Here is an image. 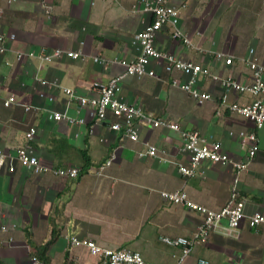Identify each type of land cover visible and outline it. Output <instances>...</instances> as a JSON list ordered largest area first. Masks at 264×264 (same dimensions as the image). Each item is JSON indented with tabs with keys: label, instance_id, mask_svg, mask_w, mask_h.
I'll return each instance as SVG.
<instances>
[{
	"label": "crops",
	"instance_id": "crops-1",
	"mask_svg": "<svg viewBox=\"0 0 264 264\" xmlns=\"http://www.w3.org/2000/svg\"><path fill=\"white\" fill-rule=\"evenodd\" d=\"M145 1H0V31L13 35L7 51L0 54V95L16 98L9 109L0 105V148L12 154L27 146L43 165L80 169L76 179L32 175L21 167L13 173L0 169V223L9 228L7 234H0V264H30L32 256L45 259V264H102L87 248L71 245V238L90 240L103 249L138 252L150 264H176L181 250L165 245L161 238L189 237L201 217L168 204L162 191L183 189L193 203L219 211L235 189L244 199L247 214H264V127L257 130L225 110L216 115L222 95L217 83L200 81L199 88L210 93L212 100L198 105L187 93L170 86L158 65L157 78L123 79L118 98L138 105L146 116L137 123L136 143L110 129L113 117L96 123L88 109L62 92L70 88L80 96L96 98L91 84H106L124 71L114 60L130 62L139 56L134 37L152 21V15L143 10ZM167 2L180 7L178 27L190 47L173 39L170 28L164 27L155 39L160 51L240 82H247L249 76L243 59L251 56L264 64V0ZM56 48L80 50L82 58L64 56L45 63L37 57ZM219 52L233 57L231 68L215 59ZM30 53L35 56L29 57ZM228 101L248 103L250 99L230 94ZM47 112L80 118L83 123L51 121ZM161 118L220 143L234 162L244 161L250 147L242 143L240 132L254 131L258 150L240 173L227 163L205 162L196 175L185 177L179 167L187 166L188 159L181 152L179 134L154 129L147 121ZM29 127L37 132L34 141L27 143L24 134ZM145 143L157 149L156 157H138ZM112 155L111 165L96 175ZM84 158L89 164L86 171ZM225 226V221L217 225L208 241L196 246L180 264H197L200 259L209 264H264V227L254 230L243 222L233 237L226 234ZM48 241L52 242L41 260L33 249Z\"/></svg>",
	"mask_w": 264,
	"mask_h": 264
},
{
	"label": "built area",
	"instance_id": "built-area-1",
	"mask_svg": "<svg viewBox=\"0 0 264 264\" xmlns=\"http://www.w3.org/2000/svg\"><path fill=\"white\" fill-rule=\"evenodd\" d=\"M0 1L10 4L13 0ZM143 10L152 15V21L134 37V43L140 47L139 56L130 62L114 60L113 62L122 66L124 71L110 78L106 84H91L89 89L97 92L98 96L96 98L80 96L76 90L70 88L63 89L62 92L69 101H76L80 108L88 109L96 123L105 122L108 116L113 117L114 122L110 124V129L114 132L122 133L123 137L129 142L136 143L139 140L137 123L140 120H144L146 116L138 105L126 103L118 98L119 84L126 77L157 78L156 66L158 65L169 77L170 86L187 93L198 105L212 100L210 93L204 92L199 88L200 81L210 80L217 83L222 89V95L218 99L216 115H220L225 110L250 122L257 130L264 127V64L251 56L243 59L242 61L249 76L247 82H240L229 74L221 76L212 73L208 68H203L193 61H184L170 53L160 51L155 46V39L156 35L164 27L170 28V34L173 39L179 40L187 47H190L186 36L178 27L180 7L169 4L167 0H146ZM12 39L13 35L7 36L0 31V54L7 51V43ZM249 53L251 55L252 50ZM21 56L22 54L18 53L17 59H20ZM34 56L33 53L29 54V57L33 58ZM64 56L73 60L82 58L80 50L67 51L58 48L50 53L41 52L37 55L45 63H52ZM215 59L220 61L225 68H231L234 63L233 57L220 52L215 54ZM93 60L94 62L99 61L98 58ZM103 64L107 65L108 63ZM41 84L45 85L46 83L41 81ZM230 94L247 96L250 101L248 103L229 102L228 95ZM49 101H52V98H49ZM15 104L16 98L14 95L6 97L0 95V105L3 108L9 109ZM24 110L29 111L30 107H25ZM46 117L48 120L56 122L66 120L69 124L83 123L80 118L72 119L58 112H47ZM147 121L149 126L154 129H168L179 134L181 152L187 155L188 159L187 166L179 167L180 174L185 177L196 175L198 166L205 162L227 163L232 165L236 172L240 173L247 169L250 159L258 150V139L255 132H240L239 137L242 143L249 144L250 147L244 161L234 162L223 151L220 143L209 141L202 137L198 131L182 130L178 124L162 118L149 119ZM36 132L35 127L28 128L24 134L27 143L34 141ZM144 148V151L138 153L139 158L157 156V149L150 143H145ZM113 158L114 156L112 155L100 165L96 170V175H101L104 169L111 165ZM3 167H6L9 173H13L16 167H21L32 175L50 174L64 179H76L80 174V169L76 167L54 168L43 165L27 146L18 148L12 154L4 153L0 148V169ZM160 195L168 204L183 206L201 217L200 224L189 237L161 238L165 245L177 247L181 250L180 258L176 264H180L196 246L205 244L217 225L223 221L226 223V234L233 237L237 236V230L243 222H246L248 227L254 230L264 227V214L259 212L247 214L245 212L244 199L239 196L235 189L232 190L228 203L219 211H212L193 203L188 199L183 189L162 191ZM8 232L9 228L5 224L0 223V234L3 235ZM70 243L75 247L87 248L92 255H97L102 259V264H150L138 252L126 249H103L86 239L71 238ZM30 264L45 263L32 256ZM197 264H209V262L205 259H200Z\"/></svg>",
	"mask_w": 264,
	"mask_h": 264
},
{
	"label": "trees",
	"instance_id": "trees-1",
	"mask_svg": "<svg viewBox=\"0 0 264 264\" xmlns=\"http://www.w3.org/2000/svg\"><path fill=\"white\" fill-rule=\"evenodd\" d=\"M89 167L88 161L84 158V166L82 167V169H84V171H86V169ZM52 241H48L47 243H45L43 246L38 247V248H34L33 249V254H39L40 255V259L43 260L44 259V254L46 253L48 247L50 246ZM44 262L47 263V261L44 259Z\"/></svg>",
	"mask_w": 264,
	"mask_h": 264
}]
</instances>
